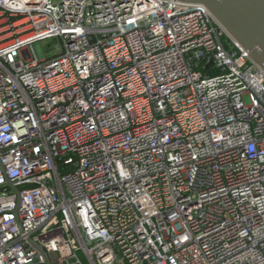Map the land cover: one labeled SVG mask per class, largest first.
Wrapping results in <instances>:
<instances>
[{"label": "built area", "instance_id": "built-area-1", "mask_svg": "<svg viewBox=\"0 0 264 264\" xmlns=\"http://www.w3.org/2000/svg\"><path fill=\"white\" fill-rule=\"evenodd\" d=\"M39 249L264 264V71L205 6L0 0V264Z\"/></svg>", "mask_w": 264, "mask_h": 264}, {"label": "water", "instance_id": "water-1", "mask_svg": "<svg viewBox=\"0 0 264 264\" xmlns=\"http://www.w3.org/2000/svg\"><path fill=\"white\" fill-rule=\"evenodd\" d=\"M205 6L229 36L264 71V0H169ZM19 194V190L16 188ZM40 250V249H39ZM40 252L46 258L43 250Z\"/></svg>", "mask_w": 264, "mask_h": 264}, {"label": "rangeland", "instance_id": "rangeland-1", "mask_svg": "<svg viewBox=\"0 0 264 264\" xmlns=\"http://www.w3.org/2000/svg\"><path fill=\"white\" fill-rule=\"evenodd\" d=\"M34 51L36 52L38 58L43 60L45 58L54 57L62 52V45L58 39L47 40L36 43L34 45Z\"/></svg>", "mask_w": 264, "mask_h": 264}]
</instances>
